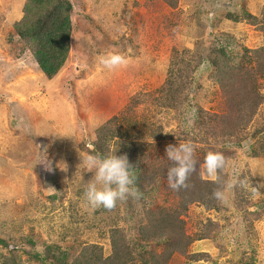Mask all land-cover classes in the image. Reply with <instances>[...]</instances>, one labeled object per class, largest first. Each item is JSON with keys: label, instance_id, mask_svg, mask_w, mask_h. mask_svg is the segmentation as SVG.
<instances>
[{"label": "rangeland", "instance_id": "obj_1", "mask_svg": "<svg viewBox=\"0 0 264 264\" xmlns=\"http://www.w3.org/2000/svg\"><path fill=\"white\" fill-rule=\"evenodd\" d=\"M24 1L0 0V255L14 252L12 244L22 236L60 246L68 227V236L75 232L81 242L106 250V232L128 229L147 205L144 198L129 197L111 210L87 206L84 192L93 174H78V150L90 153L96 130L113 119L130 141L150 145L152 158L167 159L168 145L190 142L186 138L201 120L190 106L222 115L224 98L202 62L178 115L161 91L167 71L185 50L207 52L217 33L229 34L240 49L260 47L264 0H176L174 8L162 0H70V49L51 79L12 34ZM245 10L258 19L256 25L246 23ZM109 52L124 55L128 64L104 68L100 57ZM257 83L264 95V77ZM258 111L261 122L264 103ZM200 130L192 135H204L203 126ZM247 131L254 133V124ZM206 152L220 153L226 161L221 209L196 204L188 209L186 235L195 239L205 225L210 234L169 264H264V135ZM198 153L195 149L194 156ZM202 170L203 165L202 179L216 178L201 175Z\"/></svg>", "mask_w": 264, "mask_h": 264}, {"label": "trees", "instance_id": "obj_2", "mask_svg": "<svg viewBox=\"0 0 264 264\" xmlns=\"http://www.w3.org/2000/svg\"><path fill=\"white\" fill-rule=\"evenodd\" d=\"M162 1L170 8L176 6V0ZM72 8L70 0H25L19 19L12 25V34L27 46L38 70L47 79L53 78L67 60L73 31ZM243 15L246 23L257 24L258 19L247 10ZM261 32L263 41L252 51L240 49L229 34L212 35L207 52L185 50L172 64L176 67L170 66L167 71L168 78L161 91L166 93L168 107L178 115L183 113V106L188 102L192 77L202 62L208 64L214 83L224 98L222 115L205 114L197 105L190 106L196 120H201L189 132L191 137L186 138L197 144L195 149L199 152L194 156L197 170L190 174L187 187L171 189L166 175L171 162L152 158L148 154L150 145L130 141L128 132L121 130L114 119L108 121L96 130L90 153L107 156L114 153L110 149L114 148L119 152L117 156H127L133 166L135 187L142 193L141 198L147 206L136 213L132 226L109 229L105 234L106 250L97 243L81 242L74 236L75 232L68 236V231L72 230L69 227L63 229L66 232L60 246L22 236L12 244L14 252L8 256L0 255V264H169L176 255L187 256L194 240L208 238L210 232L206 225L205 231L195 239L186 235L183 216L195 204L208 211L221 209V200L214 199L212 193L217 189L224 192L227 178L222 170L214 180L202 179L199 172L207 149L213 145L240 146L248 138L264 135V119L261 122L257 119L258 108L264 103V95L257 83L258 78L264 77V25ZM184 97L186 100L182 103ZM253 124L255 132L250 134L247 128ZM201 126L204 135H192L196 131V134L201 133ZM207 129L211 131L209 135L205 134ZM214 139L218 140L214 142ZM156 200H160V204L155 206ZM76 222L70 221L71 224ZM21 258L26 262L22 263ZM193 259L198 260L197 257Z\"/></svg>", "mask_w": 264, "mask_h": 264}, {"label": "clouds", "instance_id": "obj_3", "mask_svg": "<svg viewBox=\"0 0 264 264\" xmlns=\"http://www.w3.org/2000/svg\"><path fill=\"white\" fill-rule=\"evenodd\" d=\"M99 62L111 71L126 66L128 59L122 54L109 52L101 56ZM165 152L167 160L172 164L166 174L169 187L173 190L187 187L186 182L190 174L198 167L194 158L195 146L191 142L168 145ZM78 157L80 161L77 166L78 174L80 176L82 173L93 174L84 192L87 206L92 209L103 207L111 210L118 201L129 197L139 200L142 197V193L135 187V172L127 156H117L115 153L105 156L78 150ZM225 166L226 161L222 154L209 152L204 159L201 175L215 178ZM65 168L64 165L63 169ZM240 184L246 186L243 180ZM253 191L257 189L253 188ZM212 197L222 200L224 193L217 189L212 193Z\"/></svg>", "mask_w": 264, "mask_h": 264}]
</instances>
